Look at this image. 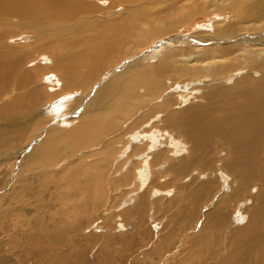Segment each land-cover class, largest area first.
Returning a JSON list of instances; mask_svg holds the SVG:
<instances>
[{"label":"bare ground","instance_id":"obj_1","mask_svg":"<svg viewBox=\"0 0 264 264\" xmlns=\"http://www.w3.org/2000/svg\"><path fill=\"white\" fill-rule=\"evenodd\" d=\"M125 1L110 17L107 0H0V196L10 181L22 196L21 167L48 180L73 151L63 211L81 198L90 217L119 198L110 216L135 233L169 216L130 264H264V0ZM26 30L36 40L16 42ZM128 58L138 65L91 91ZM52 219L24 247L1 237L17 256L0 264H114L98 237L68 238Z\"/></svg>","mask_w":264,"mask_h":264},{"label":"rangeland","instance_id":"obj_2","mask_svg":"<svg viewBox=\"0 0 264 264\" xmlns=\"http://www.w3.org/2000/svg\"><path fill=\"white\" fill-rule=\"evenodd\" d=\"M125 2H126L125 0H107L106 5L113 4L114 6L117 7L115 9L110 10L111 14L109 16L111 17V16H114L116 14H120V13L124 12V9L126 6ZM118 5H121V6H118ZM109 16H106V17H109ZM199 20H201V22L198 26L195 27V30L198 31L199 29H204V28L209 26V24H206V22H207L206 20H203V19H199ZM7 28H10V29L12 28V29H16V30L22 29V27L19 25L15 26V27L9 26ZM26 31H28V32H26V37H24L23 40L16 38L15 41L16 42L19 41V42L26 45V44H31L34 40H36L35 35L33 36V33H31V31H29V30H26ZM185 31H188V30H185ZM192 31L193 30H191V32ZM190 34H192V33H190ZM10 43L15 44L14 41L13 42L11 41ZM178 45H180V44H178ZM142 61H146V60H143V59L139 60V62H142ZM137 65H138V63L133 61L131 58H128L122 62L119 61L118 63L115 64V66L113 68H111L110 70H107L105 72V74H103L102 78L99 80V82H97L96 86L91 88V91H94V89H96V88H100L102 86V83H101L102 81L103 82L104 81L110 82L111 79H113V77L119 71H122L124 69L130 70L132 67H136ZM129 66H132V67H129ZM165 95L166 94H164V96ZM164 96H163V98H164ZM49 126L50 125L46 124V125H44L43 128L45 129ZM44 129H42V131L44 133H46L47 130H44ZM60 133L63 134L62 132H60ZM33 134H36V132L29 133V134H27V136L22 137V139L26 140L27 137L29 139L30 137L34 136ZM34 140L31 143V145L36 143V141H34ZM18 141H19V139H18ZM18 141L15 142L14 145H19ZM88 149H90V148H87V150H81L79 152V155H83V153H85V154L90 153L92 151V149H91V151ZM69 154L70 155H68V156L66 155V156H63L62 158L58 159L57 161H59V162L55 165V167L50 168L49 171L52 170L50 172L52 175L50 177L51 179H48V180H45V179L43 180L40 178L37 179L40 176L30 174L31 172L28 169L26 170V168H25V167H27V165L24 168L21 167V171H24V174H25L24 176L21 174L22 178L27 180L28 186H27V188H25V191L22 193V196H20V197L14 198L13 194H10V193H14L13 189H17L18 187H20V184H18L19 182H17L14 185L13 189L7 188V185L9 183L14 184L15 182L10 181L9 183H7L6 188L4 187L5 188V190H4L5 194L0 196V238L4 236L5 237L4 243H6L8 245H9L8 242L15 241L16 245L24 247L27 244V240H28L26 238V236H27L26 233L28 232V234L31 236L33 234V232L35 231V227H38L39 225H42V224H44L45 226L48 225L50 223L51 219L54 217L52 219V221L56 222V220H59V221L61 220L60 221L61 225L63 224L62 228L66 231L68 238L71 237V238L76 239L79 236L80 238H82V240L84 239V241L86 242V237H98L100 245L104 246L108 251H111V252L113 251L112 252V254H113L112 259L114 260V264H124V263H126L125 261H127L126 258L129 260V261H127L128 262L127 264H130L132 262V260H134V258H133L134 256H131V252L137 251L140 246L142 247L145 244L149 245V243H151V245H152L154 240L155 239L157 240V236L165 231V230H163V228H165L164 225H165V222L167 221V219L169 218V216L165 215V216L161 217L162 215H160L161 214L160 213V214L156 215L153 220L150 219L151 221L150 220L147 221L145 223L144 227H139V229H137V231L135 233V231L131 230V226H133V222L130 225L129 224L124 225L127 228L124 227L123 232L120 231V228H118V227H119V225L124 224V222L121 219L122 214H120L121 212H119V210L115 211L113 216H110L109 212L111 211L113 206L118 209V207H119L118 203L120 202L119 198H117L116 201L113 200L111 202L110 199H107L106 197H104L100 201V204H98L96 210L93 213H91L90 217L81 213L82 211L80 209H81V206L84 202L83 199H81V198H74L76 201L73 199V201L68 202V204H70L71 206L69 205L67 207L68 209H65L63 211L62 206H61L62 205L61 200H60V198H58V194H59V192L62 191L63 187L66 186L69 188V184H68L69 181H66V179L62 177L65 174L63 171L64 170L63 168L65 166L72 167L73 165L77 164L78 163L77 160L79 157L78 153L74 154L73 151H72V154H71V152ZM12 159L8 160V164L12 167L11 168L12 171L14 169H17V167L20 164L23 165L24 157H22V158L20 157V159H15V160H12ZM4 164L6 165L7 162ZM18 169L20 171V168H18ZM38 170H40V169H35V171H38ZM36 176H38V177H36ZM35 179H37V180H35ZM4 188H2V189H4ZM171 189L172 190L169 193V195L174 194V189L173 188H171ZM2 192H3V190H2ZM80 200L82 202V203L80 202L81 205H80V203H78ZM104 200H106V202ZM110 202H111V204H110ZM75 206H77V207H75ZM208 209L209 208H207L206 211ZM61 210L63 211V213H61ZM169 214H171V213H169ZM64 218H66V219H64ZM139 220H140V218H139ZM131 221H133V220L131 219ZM152 221H153V224L151 223ZM203 221H204L203 219L200 221L201 225H202ZM104 222H106V223H104ZM126 222L128 223L129 220H127ZM64 225H66V228L68 227L67 228L68 230L65 229ZM75 226L78 228L77 230H75V228H74ZM151 232H153V233L151 234ZM142 234H143V236H142ZM110 236H112L111 239L108 238ZM127 237H129L130 240H131V238L134 239V243L136 242L135 246L132 244L125 245L126 242H124V238H127ZM101 240L105 244L102 243ZM146 241H151V242L147 243ZM109 244H110V246H108ZM131 245H132V247H130ZM151 245H149V246L151 247ZM92 247L93 246H89V249L90 250L92 249V251L89 253V257L91 260L94 257V253H96V245L93 248ZM116 247H118V248L116 249ZM124 249H127V250H124ZM120 250H122V251H120ZM124 251H126V253ZM16 253H17L16 248L11 253L7 250H5L4 252H3V250H1L0 258H2V261H4V259L6 260L8 258V254H9V256L11 254H13L12 257L13 256L16 257L17 256ZM92 255H93V257H92ZM128 256H130V257H128ZM153 256L154 255L152 254L151 257H153ZM151 257H150V259H151ZM147 264H149V262H147ZM162 264H165V263H162Z\"/></svg>","mask_w":264,"mask_h":264}]
</instances>
